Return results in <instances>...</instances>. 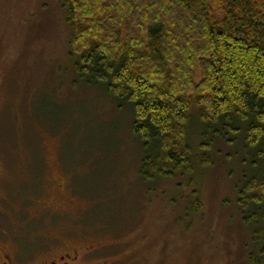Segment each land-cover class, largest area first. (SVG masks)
<instances>
[{
	"label": "rangeland",
	"instance_id": "374dc122",
	"mask_svg": "<svg viewBox=\"0 0 264 264\" xmlns=\"http://www.w3.org/2000/svg\"><path fill=\"white\" fill-rule=\"evenodd\" d=\"M69 35L57 0H0V216L21 251H88L86 264H252V226L236 201L242 142L217 140L213 163L192 174L143 180L131 109L77 80Z\"/></svg>",
	"mask_w": 264,
	"mask_h": 264
},
{
	"label": "trees",
	"instance_id": "16d2710c",
	"mask_svg": "<svg viewBox=\"0 0 264 264\" xmlns=\"http://www.w3.org/2000/svg\"><path fill=\"white\" fill-rule=\"evenodd\" d=\"M57 1L70 27L77 80L102 86L131 109L143 180L192 174L196 164L213 163L217 140L242 142L241 165L248 169L235 186L236 201L243 223L252 226L249 260L260 264L264 0ZM201 208L196 196L189 210Z\"/></svg>",
	"mask_w": 264,
	"mask_h": 264
},
{
	"label": "flooded vegetation",
	"instance_id": "af4514ba",
	"mask_svg": "<svg viewBox=\"0 0 264 264\" xmlns=\"http://www.w3.org/2000/svg\"><path fill=\"white\" fill-rule=\"evenodd\" d=\"M59 184L65 186V183L58 182V186ZM18 243L17 231L13 227H9L0 216V264H86L85 260L89 255L88 251L80 255L75 249L72 254L59 253L46 257V248L26 245L27 251L22 252Z\"/></svg>",
	"mask_w": 264,
	"mask_h": 264
}]
</instances>
